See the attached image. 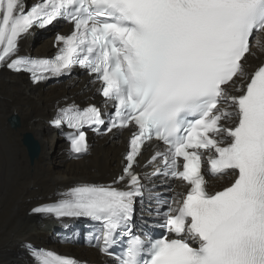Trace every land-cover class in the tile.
Segmentation results:
<instances>
[{
	"label": "snow or ice",
	"instance_id": "snow-or-ice-1",
	"mask_svg": "<svg viewBox=\"0 0 264 264\" xmlns=\"http://www.w3.org/2000/svg\"><path fill=\"white\" fill-rule=\"evenodd\" d=\"M60 22L71 30L55 35L53 57L19 55L21 39ZM257 51L264 0H0V68L33 84L79 68L89 78L81 94L98 85L103 110L72 102L50 120L69 130L73 158L90 150L85 129L127 133L110 183L59 191L30 214L90 221V246L113 264H264V63L249 71L248 60ZM209 176L231 182L210 192ZM156 180L171 195L144 183ZM146 194L153 222L137 225ZM25 247L32 264H80Z\"/></svg>",
	"mask_w": 264,
	"mask_h": 264
},
{
	"label": "bare ground",
	"instance_id": "bare-ground-1",
	"mask_svg": "<svg viewBox=\"0 0 264 264\" xmlns=\"http://www.w3.org/2000/svg\"><path fill=\"white\" fill-rule=\"evenodd\" d=\"M60 27L55 24L41 33L26 35L19 42V55L45 57L55 53L53 42ZM248 60L251 71L264 62V53L257 51ZM88 79L76 71L71 77L49 79L33 86L24 75L0 71V264H32L25 247L29 244L70 256L80 264H112L90 246L89 224L81 225L75 220L62 224L30 214L32 208L55 200L59 191L84 182L110 183L121 171L127 133L115 137L88 134L90 150L77 159L70 153L62 129L49 124L58 106L75 102L81 107L89 103L100 107L95 91L98 85L89 86L90 90L81 94ZM10 118L17 120L16 128L9 126ZM24 135H30L38 145V157L33 162L22 143ZM154 150L148 147L140 158L136 171L141 175L150 170L144 164ZM227 180L213 179L208 183L214 191L226 185ZM144 183L149 188L155 184L154 190L159 194L165 190L160 180ZM135 208L137 225L142 221L152 224L147 194ZM68 237L74 242H61Z\"/></svg>",
	"mask_w": 264,
	"mask_h": 264
},
{
	"label": "water",
	"instance_id": "water-1",
	"mask_svg": "<svg viewBox=\"0 0 264 264\" xmlns=\"http://www.w3.org/2000/svg\"><path fill=\"white\" fill-rule=\"evenodd\" d=\"M22 143L26 148L27 155L31 162H33L39 153V148L37 143L32 139L30 135H24L22 138Z\"/></svg>",
	"mask_w": 264,
	"mask_h": 264
},
{
	"label": "rangeland",
	"instance_id": "rangeland-1",
	"mask_svg": "<svg viewBox=\"0 0 264 264\" xmlns=\"http://www.w3.org/2000/svg\"><path fill=\"white\" fill-rule=\"evenodd\" d=\"M51 83V82H50ZM42 218V217H41Z\"/></svg>",
	"mask_w": 264,
	"mask_h": 264
}]
</instances>
